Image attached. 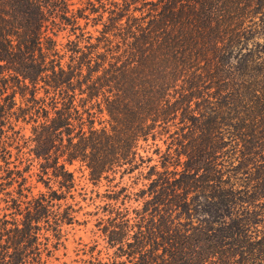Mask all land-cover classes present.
<instances>
[{
  "label": "trees",
  "instance_id": "obj_1",
  "mask_svg": "<svg viewBox=\"0 0 264 264\" xmlns=\"http://www.w3.org/2000/svg\"><path fill=\"white\" fill-rule=\"evenodd\" d=\"M95 1L0 0V143L30 131L7 150L0 264L63 245L76 162L133 178L99 206L110 264H264V0Z\"/></svg>",
  "mask_w": 264,
  "mask_h": 264
},
{
  "label": "rangeland",
  "instance_id": "obj_2",
  "mask_svg": "<svg viewBox=\"0 0 264 264\" xmlns=\"http://www.w3.org/2000/svg\"><path fill=\"white\" fill-rule=\"evenodd\" d=\"M94 3L93 7H97L99 4L95 0H91ZM90 5H88L89 7ZM91 7V6H90ZM94 9V8H93ZM88 10H86V13ZM96 13L92 12L90 17H95ZM83 22V20H81ZM101 25L96 27L88 26L85 30L89 32H94V29H100ZM263 35H264V31ZM96 34V32H94ZM213 91V90H211ZM105 115H102L98 121H101L102 124L106 123ZM24 126L23 130L19 133L21 139L18 142H13L10 147L7 148V125L4 126V140L5 144L0 143V198L4 196V193L16 189L17 183H14L12 186L8 187L7 184V150H10L11 157L9 161L16 162L17 149H22V151H27L30 147V142L28 137L30 135L29 125H24L19 122L14 130H18L20 126ZM96 125L97 121H96ZM173 127H170V129ZM156 132L166 133V130L163 127H157ZM23 135V136H22ZM157 135H159L157 133ZM157 137L154 143L159 146L161 151H164L168 145V139L165 140L167 134H163ZM153 141L149 140L148 145L142 143L140 149V154L147 157L151 156L154 160L152 163H155L157 160V155L154 152L156 146L150 145ZM151 146V147H150ZM4 149V151H2ZM5 152V154H3ZM5 156V158L3 157ZM6 160V161H5ZM13 163V164H14ZM11 163V166H13ZM21 169V167H20ZM69 169L74 171L75 177V189L72 191L74 194V200L70 203H74V208L77 209L75 213V221L72 224L65 225L63 227V239L62 246H59V249L54 251L53 255L48 259L46 264H110L109 254L112 253V249H107L106 239H104V234L101 232L104 225L106 224L105 219L107 218L106 212H104L99 206H102L105 201L102 195L108 193L110 189H119L123 185H131L133 178L129 179V176L125 175L120 179V175L116 174V177L111 181L102 179L98 184L92 183L88 179V171L80 163L76 162L73 165L69 166ZM35 171V170H33ZM146 171V170H145ZM36 177L34 176L27 185L36 186L33 189V194H36L39 190L44 191L45 188L41 183H36ZM5 184V186H4ZM4 187L1 190V187ZM138 186H141L139 182ZM56 187V186H55ZM136 202L132 203V206L135 207ZM2 206V204H1ZM202 213V212H200ZM201 218H208L207 216H200ZM121 260H125L124 257Z\"/></svg>",
  "mask_w": 264,
  "mask_h": 264
}]
</instances>
